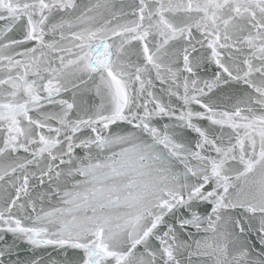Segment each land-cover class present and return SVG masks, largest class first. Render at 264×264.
<instances>
[{
    "label": "snow or ice",
    "instance_id": "1",
    "mask_svg": "<svg viewBox=\"0 0 264 264\" xmlns=\"http://www.w3.org/2000/svg\"><path fill=\"white\" fill-rule=\"evenodd\" d=\"M0 264H264V0H0Z\"/></svg>",
    "mask_w": 264,
    "mask_h": 264
}]
</instances>
